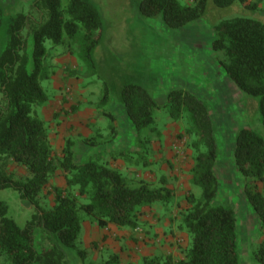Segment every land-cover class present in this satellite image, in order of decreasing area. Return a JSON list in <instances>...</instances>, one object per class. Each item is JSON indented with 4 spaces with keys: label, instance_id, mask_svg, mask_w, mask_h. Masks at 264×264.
<instances>
[{
    "label": "trees",
    "instance_id": "obj_1",
    "mask_svg": "<svg viewBox=\"0 0 264 264\" xmlns=\"http://www.w3.org/2000/svg\"><path fill=\"white\" fill-rule=\"evenodd\" d=\"M3 3L1 0L0 23ZM210 5L233 6L240 11L212 23V46L223 52L220 63L237 88L259 99L263 132L241 128L234 158L246 178V198L264 227V191L260 188L264 187V8L256 0L139 3L142 15H162L166 25L174 28L204 18ZM29 6L27 11L12 16L6 45L0 53V190H16L22 201L32 204V214L20 225L9 214L8 203L0 198V253L9 264H70L64 246L73 249L84 264H94L85 263L86 251L78 245L81 212L89 214L101 228L112 223L137 227L145 207L169 204L176 191L164 177L158 185L143 178L134 182L105 162L91 157L78 161L70 138L61 152H56L50 129L38 111L48 100L42 84L50 75L46 40L53 45L78 44L80 56L93 63L92 52L99 43L103 20L90 0H32ZM70 52L74 54L71 48ZM121 100L138 129L155 122V109L161 105L143 85L124 84ZM163 105L175 119L187 111L185 132L191 137L194 151L190 181L202 190L200 196L191 190L185 195L188 206L179 227L189 235V243L182 249L183 254H146L137 264H240L237 214L231 206L214 204L220 188L216 171L220 149L210 104L189 89L173 88ZM85 140L95 144L94 140ZM12 162L24 166L27 174L21 176L10 170ZM59 176L65 183L54 185V203L45 207L39 194ZM37 229L46 238L40 246L36 244ZM254 258L264 264V239L254 251ZM117 260L118 256L113 255L100 264Z\"/></svg>",
    "mask_w": 264,
    "mask_h": 264
},
{
    "label": "rangeland",
    "instance_id": "obj_2",
    "mask_svg": "<svg viewBox=\"0 0 264 264\" xmlns=\"http://www.w3.org/2000/svg\"><path fill=\"white\" fill-rule=\"evenodd\" d=\"M2 1L5 10L0 23V53L6 45L12 16L27 11L32 0ZM90 1L98 7L103 20L99 43L92 52L93 63L80 56L78 44L53 45L49 39L45 43L50 75L42 84L48 100L38 111L50 129L53 146L60 153L70 138L78 161L91 157L117 167L133 181L143 178L154 185L164 177L176 195L169 204L145 207L137 227L112 223L101 228L89 214L81 212L78 245L86 251L85 263L100 264L117 255L114 264H137L146 254H183L182 249L189 243V235L179 227L188 206L185 195L191 190L200 196L202 189L190 181L194 151L191 137L185 132L187 111L175 119L163 104L171 89L185 88L198 93L213 112L220 149L216 166L220 188L214 204L231 206L237 214L240 264H259L254 251L264 239V227L246 198V178L234 158L235 140L241 128L263 132L259 99L237 88L220 63L223 52L212 46V23L240 11L233 6L210 5L204 18L174 28L166 25L162 15H142L140 0ZM256 1L264 8V0ZM261 17L264 18V10ZM130 82L143 85L160 103L152 125L138 129L128 117L121 91ZM10 170L21 176L27 174L24 166L13 162ZM64 183L62 176L54 179L39 194L40 203L51 206L54 185ZM260 188L264 191L262 185ZM0 198L8 203L9 214L20 225L31 217L32 204L22 201L13 188L0 190ZM45 240L37 229V246ZM62 247L71 258L70 264H84L73 249ZM0 264H9L1 253Z\"/></svg>",
    "mask_w": 264,
    "mask_h": 264
},
{
    "label": "crops",
    "instance_id": "obj_3",
    "mask_svg": "<svg viewBox=\"0 0 264 264\" xmlns=\"http://www.w3.org/2000/svg\"><path fill=\"white\" fill-rule=\"evenodd\" d=\"M80 118H83L82 116H80Z\"/></svg>",
    "mask_w": 264,
    "mask_h": 264
}]
</instances>
